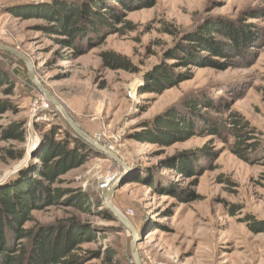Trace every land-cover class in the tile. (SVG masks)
Returning a JSON list of instances; mask_svg holds the SVG:
<instances>
[{
  "label": "rangeland",
  "instance_id": "374dc122",
  "mask_svg": "<svg viewBox=\"0 0 264 264\" xmlns=\"http://www.w3.org/2000/svg\"><path fill=\"white\" fill-rule=\"evenodd\" d=\"M79 1L0 0V44L28 57L34 64L36 80L78 128L123 163L102 153L90 155L83 164L61 175L63 182L58 186L80 189L91 200H98L94 209L99 212L105 210L101 186L106 182L108 189L122 176L112 202L138 231L137 248L143 264H264V151L256 162H246L230 151L231 139L223 143L209 135H196L162 144L142 139L146 124L169 112L189 113V104L204 99L213 101L221 112L198 105L200 114L223 121L230 111L237 112L264 138V16L248 17L252 15L250 8H262L264 0H155L150 7L118 8L113 13L119 15L122 24L114 27L120 29L99 35L92 46L79 43L77 47L86 51L71 56V50L57 42L63 37L51 33V21L46 17L67 27L71 24L61 12L76 13L77 6L90 3ZM248 25L258 33L256 43L248 49L254 53L251 59L234 57L228 59L230 65L216 66L210 61L223 63L225 59L205 51L195 55L197 65L184 67L168 58L175 56L176 42L185 33L225 30L223 27L239 33ZM224 30L216 34V40H225ZM87 31L82 34L87 35ZM104 52L125 58L134 69L110 67L104 62ZM173 64L172 72H185L190 77L160 94L139 93L146 91L147 74ZM0 66L13 87L11 94L4 92L7 87H0V98L9 100L12 109L0 112L3 188L19 169L32 159L36 161L31 153L27 157V152L31 149L36 155L41 150L42 131L52 124H67L30 81L19 58L0 50ZM21 120L25 122L24 143L6 140L1 134L6 126ZM60 137L61 133L55 135V139ZM202 147L212 152L207 154L210 157L203 154L198 164L188 159L194 164L195 175L183 176L168 168L184 164L177 158L180 153ZM22 148L23 158L14 161L3 151ZM31 213L39 225L52 224L70 214L88 224L100 239L81 246L101 250L102 255L87 264H134L132 236L115 220L62 204ZM33 224L27 222L24 227ZM106 250L112 251L111 260H107Z\"/></svg>",
  "mask_w": 264,
  "mask_h": 264
},
{
  "label": "trees",
  "instance_id": "16d2710c",
  "mask_svg": "<svg viewBox=\"0 0 264 264\" xmlns=\"http://www.w3.org/2000/svg\"><path fill=\"white\" fill-rule=\"evenodd\" d=\"M75 0H71L74 2ZM83 0H80L81 2ZM90 0L77 6L76 13H64L62 15L68 19L69 26L64 25L57 19H50L51 33L63 37L57 42L62 48L71 50V56L79 55V52L86 49H79V43L91 45L101 34L118 31L115 24H122L121 18L113 11L118 8L124 10L150 7L155 0ZM130 4H136L131 7ZM252 15L249 18L264 16V6L262 8H250ZM261 11V13L259 12ZM99 25L103 30L100 29ZM88 27L87 35H83ZM49 28V31H50ZM224 29L212 28L205 32L199 30L197 33H185L176 42L178 45L175 56H168L169 59L176 60L181 66L197 65L195 55L207 52L209 56L224 58L226 62L220 63L212 60L216 66L230 65L228 59L239 57L241 60L251 59L252 52L249 48L256 43L257 31L252 25L246 26L239 33L233 28ZM48 29V28H47ZM224 30L225 40H216V34ZM254 31V32H253ZM92 46V45H91ZM254 49L252 48V51ZM104 62L113 68L133 70L134 67L125 58L113 55L109 52L103 54ZM209 58V57H208ZM212 59V58H210ZM209 60V59H208ZM209 62V61H208ZM173 65L165 66L163 70L156 68L154 72L147 74L144 82L147 83L144 92L160 94L164 90L172 88L179 82L187 79L190 75L185 72H172ZM8 73L0 66V87H7L5 93L11 94L12 83L8 80ZM203 100V99H202ZM211 109L221 112L213 103L204 99L203 102L189 104L186 113L169 112L164 116L157 117L154 121L146 124L145 133L142 139L149 138L152 143L177 142L188 139L192 136L209 135L227 143L230 139V151L241 160L246 162H256L259 155L264 151V138L262 134L242 115L230 111L225 120H213L206 113L200 114V108ZM12 111L9 100L0 98V112ZM197 115V116H196ZM25 122L9 123L2 136L13 139L18 143H24L25 133L22 128ZM42 131V129L37 128ZM61 133L59 139L55 135ZM141 139V140H142ZM39 145L41 150L34 155L25 168L16 172L12 182L0 186V264H87L93 259H99L101 250L82 248L86 242H95L92 228L88 224L80 222L79 217L70 214L66 217L57 218L52 224L39 225L34 222L32 210L42 209L47 206H58L72 208L82 213L93 214L103 217L102 219L114 220L108 211H95L98 200L93 201L80 189L61 188L58 185L63 182L60 178L68 170L78 167L84 163L90 155L100 154L91 145L77 136L72 129L66 125H50L49 129L42 131ZM9 160H20L24 156L22 149H4ZM182 152L177 158L182 161V165L173 167L174 171L183 176L195 175L194 164L200 163L203 154H209L212 149L206 150L202 147L196 151ZM198 152L197 154H195ZM192 156H187L189 154ZM205 155V156H206ZM208 156V155H207ZM210 157V156H208ZM192 159L193 166L188 159ZM177 160V161H179ZM152 185V184H150ZM33 222V226L25 228L24 224ZM257 225V224H256ZM254 226V225H252ZM107 260L113 258L111 250H106Z\"/></svg>",
  "mask_w": 264,
  "mask_h": 264
},
{
  "label": "water",
  "instance_id": "95a60500",
  "mask_svg": "<svg viewBox=\"0 0 264 264\" xmlns=\"http://www.w3.org/2000/svg\"><path fill=\"white\" fill-rule=\"evenodd\" d=\"M0 50L6 51L10 53L13 56H16L19 58L26 66L27 68V75L30 81L35 84V86L38 88V90L47 98V100L54 106L62 115L64 118L66 124L72 129V131L82 138L84 141H86L89 145H91L96 151L99 153L104 154L110 159L115 160L119 164L123 165L121 159L112 151H110L105 146L98 143V141L95 138H91L88 134L83 132L78 126L74 123V121L71 119V117L68 115V113L65 111V109L59 104V102L52 96V94L43 86L41 85L35 78L34 74V64L30 62L28 57H26L23 53L20 51L10 48L8 46L0 44ZM31 149L27 152V157H30ZM122 176H119V178L108 188H102V205L105 207V209L108 211V213L111 215V217L118 222L122 227L127 230L131 236L132 239L130 241V252L132 256V260L134 264H143L139 254H138V244L140 242V236L132 222L122 213L120 212L113 204L112 202V196L114 192L118 188V183L120 182Z\"/></svg>",
  "mask_w": 264,
  "mask_h": 264
},
{
  "label": "built area",
  "instance_id": "2783aa9c",
  "mask_svg": "<svg viewBox=\"0 0 264 264\" xmlns=\"http://www.w3.org/2000/svg\"><path fill=\"white\" fill-rule=\"evenodd\" d=\"M106 186H107V183L105 182V184H103L102 186H101V188H106ZM107 189V188H106Z\"/></svg>",
  "mask_w": 264,
  "mask_h": 264
}]
</instances>
